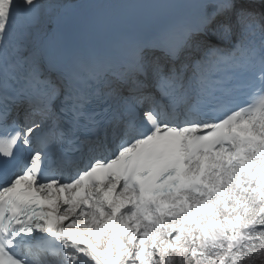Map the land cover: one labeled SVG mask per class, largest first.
Returning a JSON list of instances; mask_svg holds the SVG:
<instances>
[{
    "label": "snow or ice",
    "instance_id": "obj_1",
    "mask_svg": "<svg viewBox=\"0 0 264 264\" xmlns=\"http://www.w3.org/2000/svg\"><path fill=\"white\" fill-rule=\"evenodd\" d=\"M264 254V0H0V264Z\"/></svg>",
    "mask_w": 264,
    "mask_h": 264
},
{
    "label": "rangeland",
    "instance_id": "obj_2",
    "mask_svg": "<svg viewBox=\"0 0 264 264\" xmlns=\"http://www.w3.org/2000/svg\"><path fill=\"white\" fill-rule=\"evenodd\" d=\"M264 254L255 257L251 262L245 261V264H263Z\"/></svg>",
    "mask_w": 264,
    "mask_h": 264
}]
</instances>
